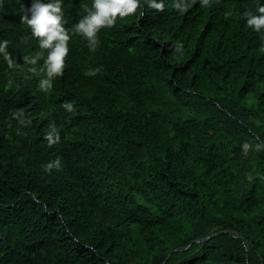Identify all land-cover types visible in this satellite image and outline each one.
<instances>
[{
	"label": "trees",
	"instance_id": "1",
	"mask_svg": "<svg viewBox=\"0 0 264 264\" xmlns=\"http://www.w3.org/2000/svg\"><path fill=\"white\" fill-rule=\"evenodd\" d=\"M31 2L0 0V264H264V0H141L95 50L62 0L47 88Z\"/></svg>",
	"mask_w": 264,
	"mask_h": 264
},
{
	"label": "clouds",
	"instance_id": "2",
	"mask_svg": "<svg viewBox=\"0 0 264 264\" xmlns=\"http://www.w3.org/2000/svg\"><path fill=\"white\" fill-rule=\"evenodd\" d=\"M147 2L149 7L158 10H162L164 7L163 0L160 2L147 0ZM61 3L62 0H32L23 17L31 29L32 35L40 38V48L49 50L44 60L48 79L40 82L41 88L51 87V79L62 72L65 57L69 53L68 41L70 37L64 27ZM201 3L207 6L209 0H201ZM140 6L141 0H92L91 8L86 9L87 14L75 25V32L87 38L90 47L95 50L98 43L97 34L102 28L113 26L117 17L124 18L137 13ZM173 6L179 8L180 4L177 3ZM245 16L248 27L256 32L264 30V7L258 9V14L249 11L245 13ZM7 44V41L0 42V53H4L6 58ZM181 48L182 45H177V51H180ZM42 56L43 53H38L31 63L36 64ZM88 74L93 75L95 72ZM68 108L71 110L70 104ZM49 140H52L51 135ZM250 147L251 145L248 143L243 144L242 149L245 154ZM260 147L262 146L257 145V149Z\"/></svg>",
	"mask_w": 264,
	"mask_h": 264
},
{
	"label": "water",
	"instance_id": "3",
	"mask_svg": "<svg viewBox=\"0 0 264 264\" xmlns=\"http://www.w3.org/2000/svg\"><path fill=\"white\" fill-rule=\"evenodd\" d=\"M215 234H218V232H216V233H214V234H212V235H210V236L204 238L203 240H207V239H209L211 236H213V235H215ZM176 250H178V248H177Z\"/></svg>",
	"mask_w": 264,
	"mask_h": 264
}]
</instances>
